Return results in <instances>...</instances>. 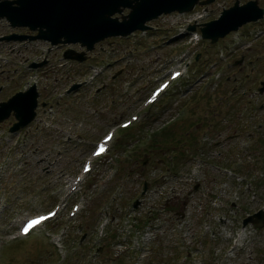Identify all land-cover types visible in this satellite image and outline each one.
<instances>
[{
  "label": "rangeland",
  "instance_id": "1",
  "mask_svg": "<svg viewBox=\"0 0 264 264\" xmlns=\"http://www.w3.org/2000/svg\"><path fill=\"white\" fill-rule=\"evenodd\" d=\"M233 3L162 15L80 63L62 57L78 44L1 40L35 32L0 19V102L34 83L45 104L15 133L12 116L0 122V264H264V226H241L264 210V19L215 43L199 32ZM173 70L182 75L147 104ZM107 133L108 152L92 158ZM53 209L18 235L23 219Z\"/></svg>",
  "mask_w": 264,
  "mask_h": 264
},
{
  "label": "water",
  "instance_id": "2",
  "mask_svg": "<svg viewBox=\"0 0 264 264\" xmlns=\"http://www.w3.org/2000/svg\"><path fill=\"white\" fill-rule=\"evenodd\" d=\"M214 0H0V19H5L11 28H27L33 35L12 33L4 36V41L44 40L51 46L78 44L84 50L76 52L67 48L62 57L67 60L83 62L86 52L95 44L107 38L127 37L135 31H145L147 22L172 12L187 13L195 5L203 6ZM234 0L231 7L223 9L219 17L200 27L201 37L215 43L236 31L242 25L255 22L263 17L264 9L257 0L242 5ZM127 10V14H124ZM115 14L118 16L113 17ZM189 30H194L191 26ZM198 58V56L196 57ZM242 60L235 64H240ZM45 61L32 63L31 67H41ZM258 94L264 92V82H260ZM38 91L32 84L26 90L16 92L7 101L0 102V122L13 116L15 122L9 128L15 133L31 123L38 106ZM45 104L42 103L41 106ZM144 183L142 194L147 189ZM140 204L133 202V208ZM253 224L255 229L264 226V212L258 211L243 221V226Z\"/></svg>",
  "mask_w": 264,
  "mask_h": 264
},
{
  "label": "snow or ice",
  "instance_id": "3",
  "mask_svg": "<svg viewBox=\"0 0 264 264\" xmlns=\"http://www.w3.org/2000/svg\"><path fill=\"white\" fill-rule=\"evenodd\" d=\"M101 151H103V149H101ZM35 223H39V221H33V222H31V224H35ZM31 224H29V227H31ZM25 231H27V228H25Z\"/></svg>",
  "mask_w": 264,
  "mask_h": 264
},
{
  "label": "bare ground",
  "instance_id": "4",
  "mask_svg": "<svg viewBox=\"0 0 264 264\" xmlns=\"http://www.w3.org/2000/svg\"><path fill=\"white\" fill-rule=\"evenodd\" d=\"M43 65H44V64H43ZM43 65H42V66H43ZM36 69H37V68H36ZM77 91H78V89H77L75 92H77ZM165 91H166V90H165ZM156 102H157V101H156ZM154 103H155V102H154ZM154 103H153V104H154ZM32 231H33V230H32ZM32 231H29V232H28V235H29Z\"/></svg>",
  "mask_w": 264,
  "mask_h": 264
},
{
  "label": "flooded vegetation",
  "instance_id": "5",
  "mask_svg": "<svg viewBox=\"0 0 264 264\" xmlns=\"http://www.w3.org/2000/svg\"><path fill=\"white\" fill-rule=\"evenodd\" d=\"M250 65V64H249ZM67 96V95H66Z\"/></svg>",
  "mask_w": 264,
  "mask_h": 264
},
{
  "label": "trees",
  "instance_id": "6",
  "mask_svg": "<svg viewBox=\"0 0 264 264\" xmlns=\"http://www.w3.org/2000/svg\"><path fill=\"white\" fill-rule=\"evenodd\" d=\"M239 168V167H238Z\"/></svg>",
  "mask_w": 264,
  "mask_h": 264
}]
</instances>
